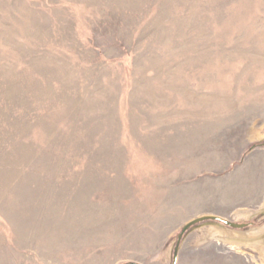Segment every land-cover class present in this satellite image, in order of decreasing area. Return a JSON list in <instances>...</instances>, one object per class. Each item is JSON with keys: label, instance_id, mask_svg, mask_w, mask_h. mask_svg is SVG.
Masks as SVG:
<instances>
[{"label": "rangeland", "instance_id": "1", "mask_svg": "<svg viewBox=\"0 0 264 264\" xmlns=\"http://www.w3.org/2000/svg\"><path fill=\"white\" fill-rule=\"evenodd\" d=\"M208 212L250 224L177 264H264V0H0V264H173Z\"/></svg>", "mask_w": 264, "mask_h": 264}, {"label": "water", "instance_id": "2", "mask_svg": "<svg viewBox=\"0 0 264 264\" xmlns=\"http://www.w3.org/2000/svg\"><path fill=\"white\" fill-rule=\"evenodd\" d=\"M209 220L217 221L219 223H222V224H225L229 227H233V228H237V229L245 228L250 224V223H246V222L232 221V220L225 219V218L217 216V215H203V216H199V217H196V218L189 220L188 222H186L182 226L181 231L178 234V238L176 240V244L174 247L173 264H177V262H178V255H179L181 243H182L183 238L187 234V232H189L193 227L198 226L200 223H202L204 221H209ZM136 264H142V263L136 262Z\"/></svg>", "mask_w": 264, "mask_h": 264}, {"label": "crops", "instance_id": "3", "mask_svg": "<svg viewBox=\"0 0 264 264\" xmlns=\"http://www.w3.org/2000/svg\"><path fill=\"white\" fill-rule=\"evenodd\" d=\"M203 215H217V216L223 217V218H225V219H228L225 215L220 214V213H217V212H208V213H204V214H202V215H198V216H196V217L203 216ZM237 222H238V221H237ZM207 225H213V226L223 227V228H224L225 226H227V225L222 224V223H219V222H217V221L209 220V221H204V222L200 223V224L198 225L197 228H199V227H201V226H207ZM197 228H196V229H197ZM215 235H216V236H214V235H212V236H213V237H219L220 239H222V240H224V241H227V242H229V243H244V241H245L243 238H242L241 240H239L238 238L232 236V234H231L230 232H227V231L222 232L221 234L215 232ZM185 236H186V235H185ZM239 238H240V237H239ZM237 240H238V241H237Z\"/></svg>", "mask_w": 264, "mask_h": 264}]
</instances>
